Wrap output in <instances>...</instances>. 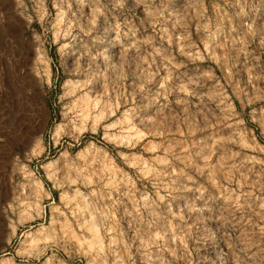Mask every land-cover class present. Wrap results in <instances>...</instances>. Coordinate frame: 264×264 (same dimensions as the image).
<instances>
[{
  "label": "clouds",
  "instance_id": "9594fccd",
  "mask_svg": "<svg viewBox=\"0 0 264 264\" xmlns=\"http://www.w3.org/2000/svg\"><path fill=\"white\" fill-rule=\"evenodd\" d=\"M34 3L39 12L48 0ZM75 3L92 8L88 30L76 27L103 44L93 35L101 17L108 22L103 0ZM52 6L17 13L34 53L22 72L42 94L54 81L37 70L45 33L34 26L47 24L64 48L77 39L72 0ZM111 6L131 14L105 29L118 59L86 46L89 69L64 81L59 117L41 120L23 151L0 161V183L9 165L18 176L0 194V264H264V0ZM11 19L0 13V28Z\"/></svg>",
  "mask_w": 264,
  "mask_h": 264
},
{
  "label": "rangeland",
  "instance_id": "374dc122",
  "mask_svg": "<svg viewBox=\"0 0 264 264\" xmlns=\"http://www.w3.org/2000/svg\"><path fill=\"white\" fill-rule=\"evenodd\" d=\"M61 3L63 4L64 0H61ZM103 4L108 22L106 23L104 18L101 17L99 26L93 32V35H99L104 39L103 44L93 46L91 38L85 36L76 27V24L79 23L81 28L85 31L88 30L92 8L85 7L81 10L75 0H72V10L68 18L72 21L73 35L77 39L71 41L70 37L67 38L70 47H63L64 40H61L59 45L53 44L50 34L47 33V24L34 26L41 33H45L40 42L42 58L37 64V70H41V66H43L46 75L54 81V91L42 94L36 81L28 76L26 71L22 72V69L26 70L32 63L34 53L28 44L31 37L24 29L25 22L17 13L27 11L34 16L45 12L54 14L52 0H48L47 6L41 7L39 12L34 11L36 7L34 0H20L19 3L17 0H0V13H5L12 18L9 23L0 28V161L6 162L11 159L13 153L22 152L32 133L38 130V126L43 127V124L40 123L41 120L47 121L49 117L53 119L59 117L62 104L66 105L69 102L68 98H65L61 104L56 99L57 96L61 95V86L64 85V81L69 78L76 79L72 77L74 71L89 69V58L87 56H84L83 59L80 58L85 52L86 46L91 48L93 54L107 49L114 60L118 59V53L121 50L113 44L115 33L110 30L105 32V29L108 28L109 24L115 22L112 19L113 15L119 16L123 20L124 15L131 14L121 15L114 12L111 6L112 0H103ZM135 16L142 19L144 17L143 9H137ZM232 35H235V33ZM193 40H197L195 35H193ZM242 61L243 58L241 57L239 65L240 78L242 82H246L247 74L243 71ZM96 63L100 66L99 70L105 69L106 65L103 59L97 60ZM49 65L50 71L48 70ZM95 70L93 66V71ZM194 70L192 67L188 69L190 73ZM216 75H221L219 69L216 70ZM74 87V84L67 85L63 88V91L70 92ZM261 103H264V101ZM237 106L239 107V101H237ZM261 142L264 143V141ZM34 150L41 151L42 149L39 144H36ZM17 179L16 172L9 165L8 173L4 176L3 183H0V194L7 198L8 194L14 189ZM45 183L49 187L51 186L47 179ZM53 195L59 203V193L54 192ZM180 203L183 204V201ZM218 246L220 249L226 250L222 243L218 242ZM209 254H211V250Z\"/></svg>",
  "mask_w": 264,
  "mask_h": 264
}]
</instances>
